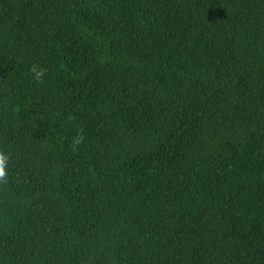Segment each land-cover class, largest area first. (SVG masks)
Instances as JSON below:
<instances>
[{"label": "trees", "instance_id": "16d2710c", "mask_svg": "<svg viewBox=\"0 0 264 264\" xmlns=\"http://www.w3.org/2000/svg\"><path fill=\"white\" fill-rule=\"evenodd\" d=\"M0 153V264H264V0H0Z\"/></svg>", "mask_w": 264, "mask_h": 264}, {"label": "clouds", "instance_id": "9594fccd", "mask_svg": "<svg viewBox=\"0 0 264 264\" xmlns=\"http://www.w3.org/2000/svg\"><path fill=\"white\" fill-rule=\"evenodd\" d=\"M32 71L35 73L34 78L36 79V81L38 83H42L43 82V76H44V70L41 69L40 71H35V66H33ZM82 143V137L74 140L73 142V147L75 148L78 144ZM7 173L5 171V167H4V156L2 153H0V181H3L6 177Z\"/></svg>", "mask_w": 264, "mask_h": 264}]
</instances>
